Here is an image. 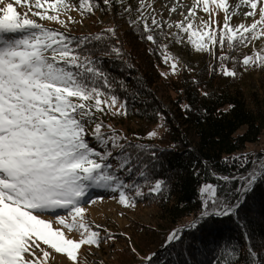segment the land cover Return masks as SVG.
Here are the masks:
<instances>
[{
  "label": "snow or ice",
  "instance_id": "6c2138e0",
  "mask_svg": "<svg viewBox=\"0 0 264 264\" xmlns=\"http://www.w3.org/2000/svg\"><path fill=\"white\" fill-rule=\"evenodd\" d=\"M200 2L196 0L184 20L175 24L181 32L189 34L188 42L197 51L211 52L215 56L213 50L217 45L221 48L225 44L228 48L247 46L264 37V0H239L237 10L241 5H247L250 10L244 12V16L255 17L258 10L259 18L251 24L240 23L235 27L230 21L236 12H230L228 0L218 3L211 0L217 10L222 9L225 13L222 27H213L215 21L211 16L197 24L196 7ZM209 2L203 0L204 12L210 11ZM16 3L20 4L21 0ZM103 4L119 6L129 16L135 15L130 25L141 29L144 39L154 45L157 43L161 22L150 2L139 0L135 10L126 5L125 0H103ZM34 7L43 10L33 12V16L56 21L67 29L65 21L60 19V12L69 6L62 0L48 5L55 10L54 15L48 14L41 0H35ZM95 7L97 3L80 0L82 12H92ZM170 11L175 12L176 8L172 7ZM105 31L112 36L116 34L111 27ZM159 35L167 36L168 33L161 31ZM173 38L178 43L182 40L178 33L173 34ZM93 41L108 43L103 33L74 37L67 31L46 27L27 14L21 17L13 3L0 0V264H48L52 253L42 248L41 242L55 253L66 254L76 264L82 246L99 247L102 240L113 239L110 232L105 237L92 230L85 219L86 209L82 203L88 202L86 197L91 188H108L118 192L121 204L134 205V197L125 190L134 189L136 197L144 193L137 181H126L122 173L143 177L150 184L151 194H162L167 187L163 179L151 181L149 169L154 168L152 162L158 159L154 151L143 144L127 142L111 126H108L110 134H106L102 131L104 125L97 122V113H104L106 108L112 116L127 115V102L120 103L115 94L109 95L105 91L111 87L108 74L99 66V58H93L95 45L86 47ZM111 51L119 54L120 49L112 48ZM108 54L104 52V55ZM163 59L168 63L170 56L164 55ZM217 59L221 62L220 74L238 75L234 67L230 70L225 66L229 59L227 55L221 54ZM240 62L245 69L264 67V55L257 54L255 58L246 55ZM171 69L175 74L177 64L172 63ZM161 75L166 77L167 73ZM92 124L94 127L90 130ZM157 134L150 131L148 136L156 137ZM96 144L101 147L97 148ZM231 159L249 162L244 155ZM220 179L228 181L229 177ZM262 181L264 163L259 171L253 168L241 177L240 187L233 190L231 200H221L216 185L204 184L200 190L203 210L191 228L202 227L213 217L236 215L248 193ZM205 194H208L206 198ZM91 202L95 203L94 200ZM57 209L66 210V215L56 216V223L61 228H53L52 222L42 218L49 210ZM63 229L80 232V239L67 238ZM181 238L182 232L173 230L162 248ZM38 251L41 255H37ZM232 255L238 257L239 253L230 248L220 264H231ZM257 256L258 253L250 249L245 264H252ZM155 258L156 253L151 254L147 258L149 264ZM260 258L264 261V256ZM160 264H168V261L162 260ZM234 264H239V259Z\"/></svg>",
  "mask_w": 264,
  "mask_h": 264
},
{
  "label": "trees",
  "instance_id": "16d2710c",
  "mask_svg": "<svg viewBox=\"0 0 264 264\" xmlns=\"http://www.w3.org/2000/svg\"><path fill=\"white\" fill-rule=\"evenodd\" d=\"M90 2L97 3L93 11L99 15L88 22L91 30L69 35H105L106 45L93 41L86 47L95 45L93 58H99V66L108 74L111 87L105 91L127 102V115L112 116L106 108L97 116L120 126L127 142L154 151L158 159L149 169L151 181L167 182L162 194H151L150 184L143 177L122 173L126 181L135 180L141 185L144 195L131 196L154 213L148 225L131 221L124 228L131 245L123 246L119 264L142 260L149 264L147 258L153 253L156 258L152 264L162 260L168 264H220L230 248L239 253L238 257H230L231 264L237 259L245 264L250 249L258 253L252 264H264L260 258L264 256V181L248 193L236 215L213 217L196 229L187 227L179 242L162 248L170 232L188 224L203 210L200 189L204 184L216 185L217 196L231 200L241 177L261 161L259 155L247 150L264 132V67L245 69L240 62L251 55L249 44L234 48L217 45L215 56L194 47L173 74L163 56L173 51L177 42L173 34L177 32L161 24L154 45L143 38L141 29L130 25L135 15L129 16L119 6L107 7L100 0ZM126 5L136 8L133 2ZM109 27L115 29V36L105 31ZM161 31L168 35H159ZM112 48H119V54ZM221 54L229 57L225 66L230 70L234 67L236 77L220 74L217 57ZM185 105L190 107L186 109ZM155 126L159 134L144 139L142 136ZM242 155L249 158L248 163L231 159ZM222 176L229 180L220 179ZM127 192L131 193L129 189Z\"/></svg>",
  "mask_w": 264,
  "mask_h": 264
},
{
  "label": "rangeland",
  "instance_id": "374dc122",
  "mask_svg": "<svg viewBox=\"0 0 264 264\" xmlns=\"http://www.w3.org/2000/svg\"><path fill=\"white\" fill-rule=\"evenodd\" d=\"M100 1L103 3V0ZM8 2L13 3L14 8H16L18 14L21 17H23L24 14H27L30 19H34L46 27L58 29L60 31H67L68 34L88 32L91 30V28L88 26V22L98 18L99 16L95 11L82 12L80 9V0H62V3L69 6L66 11L62 10L60 12V19L64 20L65 24L67 25V29H65L64 26L60 25L56 21L41 20L40 17L33 16V12L43 10L36 9L34 7L35 0H26V2L25 0H21L20 4H17L16 0H4V3ZM55 2L56 0H41V3L44 4L45 8H47L49 15L56 14L55 10L48 8L49 4ZM128 2H133L136 8L139 6V0H125V3ZM145 2H150L152 4V9L155 10L156 18L160 20L163 26L168 27V25L171 24V28L182 37L181 42H176L174 44L173 51L167 54L170 56V59L167 63L168 66L171 67L172 63H176L178 67L188 56H190L192 50L194 49V45L188 42L187 38L189 34L181 32L180 29L175 27V24L184 20V17L188 14V10L193 7V5L196 3V0H145ZM218 2L219 0H217V3ZM238 3L239 0H233L232 2L228 1L230 12H236V15L230 21V24L233 27L240 23H245L246 25L251 24L253 20L259 18L258 10L255 17H245L243 13L249 11L250 8L247 5H243L239 10H237L236 4ZM172 7L176 8L175 12L170 11ZM152 9L149 11H152ZM209 9V12H204L203 0H201L199 6L196 7L197 19L195 22L198 24L201 19L207 21L211 16V18L215 21L213 27H222L225 15L224 11L222 9L217 10L215 8V4H213L211 0L209 2ZM69 17H71V20ZM104 21L106 22L107 19H104ZM248 44L250 54L254 58L257 54L264 55V37L253 40ZM102 99H104V97ZM119 102L123 103L120 100ZM97 122H101L104 125L102 131H104L106 134H110V129L108 126H111V129L115 130L116 134L118 135L124 133L120 126L115 125L111 121H104L103 119L98 118ZM91 127H94V124L90 125V130ZM151 131H156L159 134L160 129L158 126H155ZM142 137L144 139L153 138L149 137L148 134ZM95 146L97 148L101 147L99 144H96ZM247 150L255 155H259L261 161H258L255 166V169L257 170L264 161V132L257 142L247 146ZM112 162L115 163V161ZM118 175L121 174L118 173ZM123 179H125V177H123ZM127 190L128 189L125 191L127 192ZM130 191V195L135 193L134 189ZM207 195L208 194H205L204 198H206ZM86 200L88 202L82 203V207L86 209L85 219L87 220L89 227L92 230L99 231L101 236L105 237L107 233L110 232L113 236V239L107 240V242L102 240L99 247L87 245L82 246L78 251V261L76 264H119L118 260L123 252V246L130 247L131 245L130 240L128 239L127 231L124 228L131 221L148 225L151 223V221H153V209L150 207L144 208V206L136 201V199L134 205L121 204L119 202L118 192H113L110 189L103 187L91 188L88 192ZM93 200L95 203L91 202ZM57 214L66 215V210H49V212L42 218L52 222L53 228H61L62 226L56 223ZM192 221L188 224H192ZM190 226L191 225H189V227ZM63 231L65 232L67 238L75 240L80 239V232L76 230L68 231L67 229H63ZM41 247L52 253V256L48 260V264H73V262L67 258L66 254L55 253L54 250L50 249L46 245H43L42 242ZM37 255H41L39 251L37 252Z\"/></svg>",
  "mask_w": 264,
  "mask_h": 264
},
{
  "label": "water",
  "instance_id": "95a60500",
  "mask_svg": "<svg viewBox=\"0 0 264 264\" xmlns=\"http://www.w3.org/2000/svg\"><path fill=\"white\" fill-rule=\"evenodd\" d=\"M200 216V214L192 221V223L193 222H195L196 220H197V218ZM189 225H191V223L190 224H188V225H184V226H182V227H180L179 229H178V231L179 232H183L187 227H189Z\"/></svg>",
  "mask_w": 264,
  "mask_h": 264
},
{
  "label": "bare ground",
  "instance_id": "6f19581e",
  "mask_svg": "<svg viewBox=\"0 0 264 264\" xmlns=\"http://www.w3.org/2000/svg\"><path fill=\"white\" fill-rule=\"evenodd\" d=\"M228 1L232 2L233 0H228ZM241 6H243V5H241ZM262 163H264V161ZM259 170H260V166L258 167L257 171H259ZM146 262H147L146 260H143V261L139 262V264H146Z\"/></svg>",
  "mask_w": 264,
  "mask_h": 264
}]
</instances>
